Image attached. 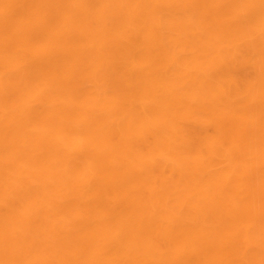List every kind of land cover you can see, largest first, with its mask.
<instances>
[{"label": "bare ground", "instance_id": "1", "mask_svg": "<svg viewBox=\"0 0 264 264\" xmlns=\"http://www.w3.org/2000/svg\"><path fill=\"white\" fill-rule=\"evenodd\" d=\"M0 264H264V0H0Z\"/></svg>", "mask_w": 264, "mask_h": 264}]
</instances>
